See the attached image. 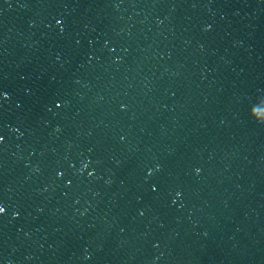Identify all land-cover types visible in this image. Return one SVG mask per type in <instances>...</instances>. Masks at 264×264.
<instances>
[{"label": "water", "instance_id": "obj_1", "mask_svg": "<svg viewBox=\"0 0 264 264\" xmlns=\"http://www.w3.org/2000/svg\"><path fill=\"white\" fill-rule=\"evenodd\" d=\"M0 264H264V0H0Z\"/></svg>", "mask_w": 264, "mask_h": 264}]
</instances>
